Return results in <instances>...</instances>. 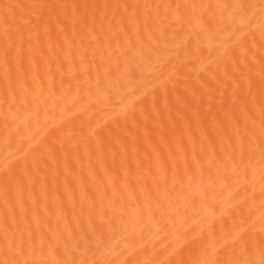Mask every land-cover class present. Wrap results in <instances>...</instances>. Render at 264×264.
I'll use <instances>...</instances> for the list:
<instances>
[{
  "label": "bare ground",
  "instance_id": "obj_1",
  "mask_svg": "<svg viewBox=\"0 0 264 264\" xmlns=\"http://www.w3.org/2000/svg\"><path fill=\"white\" fill-rule=\"evenodd\" d=\"M0 264H264V0H0Z\"/></svg>",
  "mask_w": 264,
  "mask_h": 264
}]
</instances>
